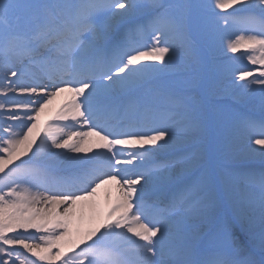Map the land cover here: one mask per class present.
I'll list each match as a JSON object with an SVG mask.
<instances>
[{
    "label": "snow or ice",
    "instance_id": "6c2138e0",
    "mask_svg": "<svg viewBox=\"0 0 264 264\" xmlns=\"http://www.w3.org/2000/svg\"><path fill=\"white\" fill-rule=\"evenodd\" d=\"M220 49L259 76L216 65ZM178 51L261 85L264 107V0H0V264H264V168L246 174L258 198L208 230L210 172L176 186L192 159L168 155L177 135L211 132L168 78ZM229 134L264 163V116Z\"/></svg>",
    "mask_w": 264,
    "mask_h": 264
},
{
    "label": "bare ground",
    "instance_id": "6f19581e",
    "mask_svg": "<svg viewBox=\"0 0 264 264\" xmlns=\"http://www.w3.org/2000/svg\"><path fill=\"white\" fill-rule=\"evenodd\" d=\"M205 2L211 4V0H205ZM136 20L137 18L135 17L132 22L134 23ZM237 55L240 54H233L226 49H220L215 54L214 63L216 65L226 66L227 62H231V67L233 68L229 67L230 69L251 71L254 76L258 77L260 73L257 67L251 65L248 61L243 64L238 63L236 59ZM177 57L178 59L174 62H177L178 66L173 68L171 65L172 71L168 78L182 82L185 94L194 98L192 103L200 114L203 107H206V104L199 96L198 90L200 85L198 81L208 69L216 73L215 83L210 85L206 82L202 88V94L205 97H209L208 100L210 102L212 101L214 137L211 138V135H209L208 138H202L197 133H179L173 148L168 153V155L174 157H184L187 155L192 157L190 164L182 161L177 163L173 169V176L179 178L177 187L181 183H187L189 180L199 176L205 169L210 172L211 186L209 201L211 206L207 209L205 216L196 220V223L200 224L205 230H208L213 223H218L224 216L232 215L233 204L235 202H244L254 197L258 198L259 196V188L251 187L246 178L247 173L255 172L258 174L264 168V163L261 162L258 156L252 158L249 155L250 149L258 146L250 144L247 135H230L229 129L247 117L259 119L264 116V107L260 103L262 86L253 84L250 89H244L242 87L244 82L235 80L231 72L222 75L218 70L213 69L212 63H205L199 67L193 65L188 69H184L182 52L178 51ZM207 64L208 69H206ZM69 98V94H61L53 101V104L41 116V129L44 128L45 121L52 123L53 127L57 126L58 122L55 121L56 110L63 103L67 102ZM221 100L227 103L229 108V117H226V124L223 126H221L220 122H217L218 118L215 115V107L213 106L214 102L219 103ZM205 122L207 123V121ZM2 123L3 121H0V124ZM71 123L68 122L69 127L66 130H76L71 128ZM59 126L64 127V123L59 122ZM80 130L86 131L87 129ZM197 141L200 142L198 143ZM33 147L35 148V145ZM71 155L76 154L73 153ZM80 155H91V153ZM149 187V185H145L146 189ZM115 189V184L102 187L101 198H103L104 192L108 190L114 196ZM171 195L172 193L169 192L168 196L170 197ZM83 227H88L87 221L84 222Z\"/></svg>",
    "mask_w": 264,
    "mask_h": 264
},
{
    "label": "rangeland",
    "instance_id": "374dc122",
    "mask_svg": "<svg viewBox=\"0 0 264 264\" xmlns=\"http://www.w3.org/2000/svg\"><path fill=\"white\" fill-rule=\"evenodd\" d=\"M236 59H237V61L238 62H242V63H244V62H246L247 61V59L245 58V57H239L238 55H237V57H236ZM230 63L231 62H227L226 63V66H228V67H230V66H232V65H230ZM172 67L173 68H175V67H177V64H174V65H172ZM231 68H233V67H231ZM206 69H207V67H206ZM213 76V73L212 72H210L209 70H207V71H205L204 72V74L201 76V78L199 79V81H198V84L200 85V87H199V96L201 97V99L203 100V102L206 104V109H207V113H208V115L206 116L207 117V122L208 123H210V124H212L213 122H212V120H211V113H212V110L210 109V103H209V101H208V98H206L203 94H202V88H203V86L205 85V83H206V79L208 78V77H212ZM263 78V77H262ZM261 78V79H262ZM214 84V83H213ZM222 101V100H221ZM229 109V108H227L226 106H224V103L223 102H221V104H220V116L222 115L221 113L222 112H224V109ZM221 110H222V112H221ZM222 119V118H221ZM223 120V119H222ZM214 130L213 129H211V132H210V135H211V138L214 136V132H213Z\"/></svg>",
    "mask_w": 264,
    "mask_h": 264
}]
</instances>
